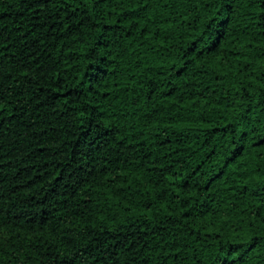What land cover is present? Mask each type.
Returning <instances> with one entry per match:
<instances>
[{
	"label": "trees",
	"instance_id": "obj_1",
	"mask_svg": "<svg viewBox=\"0 0 264 264\" xmlns=\"http://www.w3.org/2000/svg\"><path fill=\"white\" fill-rule=\"evenodd\" d=\"M0 264H264V0H0Z\"/></svg>",
	"mask_w": 264,
	"mask_h": 264
}]
</instances>
